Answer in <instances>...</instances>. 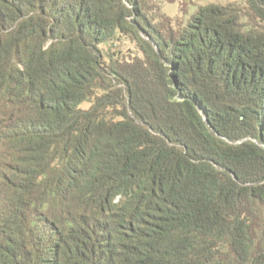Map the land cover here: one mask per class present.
<instances>
[{
  "label": "trees",
  "instance_id": "16d2710c",
  "mask_svg": "<svg viewBox=\"0 0 264 264\" xmlns=\"http://www.w3.org/2000/svg\"><path fill=\"white\" fill-rule=\"evenodd\" d=\"M161 10L0 0V264H264V0Z\"/></svg>",
  "mask_w": 264,
  "mask_h": 264
},
{
  "label": "rangeland",
  "instance_id": "374dc122",
  "mask_svg": "<svg viewBox=\"0 0 264 264\" xmlns=\"http://www.w3.org/2000/svg\"><path fill=\"white\" fill-rule=\"evenodd\" d=\"M158 1L161 6V11L171 18H178V20H185L192 13L197 10L198 5H204L210 2L225 3L229 0H154ZM105 50L109 48V45L103 46ZM113 50L120 53L121 56H133L137 55L135 45L128 39L120 38L116 45L114 44ZM89 103H84L83 106H88Z\"/></svg>",
  "mask_w": 264,
  "mask_h": 264
}]
</instances>
